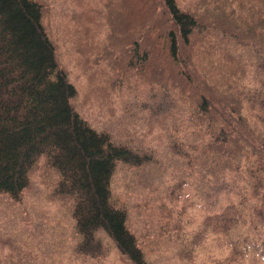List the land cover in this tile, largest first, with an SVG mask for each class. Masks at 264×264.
<instances>
[{
  "label": "trees",
  "instance_id": "1",
  "mask_svg": "<svg viewBox=\"0 0 264 264\" xmlns=\"http://www.w3.org/2000/svg\"><path fill=\"white\" fill-rule=\"evenodd\" d=\"M158 1L163 21L155 18V0L137 4L148 11L146 28L160 22L166 53L143 42L134 49V66L154 64L170 79L171 91L152 94L149 108L170 115L161 130L182 160V175L198 189L204 212L200 238L218 231L230 252L248 251L264 261L263 16L254 15L246 33L243 25L222 29L221 40L229 37L253 51L247 56L251 81L220 87L209 73L199 75L198 64L186 56L195 16L175 0ZM254 10L262 11L257 3ZM41 18L37 0H0V193L18 200L31 168L42 160L54 173L52 194L70 210L79 237L76 254H102L104 234L132 264H153L128 229L125 208L112 202L110 182L117 163L142 166L156 160L154 151L114 141L74 108L75 85L60 67ZM208 42L201 46L204 53ZM168 63L169 68L160 66Z\"/></svg>",
  "mask_w": 264,
  "mask_h": 264
},
{
  "label": "rangeland",
  "instance_id": "2",
  "mask_svg": "<svg viewBox=\"0 0 264 264\" xmlns=\"http://www.w3.org/2000/svg\"><path fill=\"white\" fill-rule=\"evenodd\" d=\"M37 1L57 61L75 85L74 108L114 141L143 153L154 151L156 160L142 166L117 163L110 182L111 200L125 208L126 225L145 258L153 264H264L248 251L230 252L218 231L200 238L204 212L198 189L182 175V160L171 152L161 130L163 119L170 115L149 108L152 94L170 90V79L154 64L134 66L138 61L134 49L143 42L153 43L165 55L160 22L155 19L146 28L148 11L141 10L144 6H138L137 0ZM175 1L197 21L185 49L186 56L198 64V74L209 73L220 87L251 81L247 56L253 50L234 45L229 37L221 40L222 29L243 25L246 33L254 15L263 16L264 25V0ZM154 3L155 18L163 21L159 1ZM254 3L262 11L255 12ZM207 42L210 51L204 53L201 46ZM53 178V171L39 160L18 200L0 193V264H132L104 234L102 254L75 253L79 237L69 208L52 194Z\"/></svg>",
  "mask_w": 264,
  "mask_h": 264
}]
</instances>
